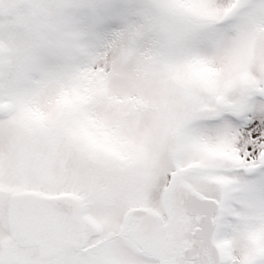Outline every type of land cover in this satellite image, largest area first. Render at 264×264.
<instances>
[{"label":"snow or ice","instance_id":"obj_1","mask_svg":"<svg viewBox=\"0 0 264 264\" xmlns=\"http://www.w3.org/2000/svg\"><path fill=\"white\" fill-rule=\"evenodd\" d=\"M0 264H264V0H0Z\"/></svg>","mask_w":264,"mask_h":264}]
</instances>
